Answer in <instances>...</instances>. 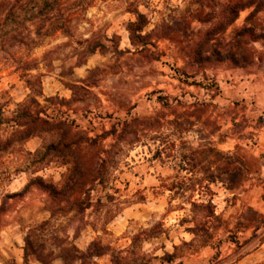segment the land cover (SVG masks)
<instances>
[{
  "label": "rangeland",
  "instance_id": "obj_1",
  "mask_svg": "<svg viewBox=\"0 0 264 264\" xmlns=\"http://www.w3.org/2000/svg\"><path fill=\"white\" fill-rule=\"evenodd\" d=\"M10 1L15 0H0V9ZM231 1L92 0L73 22L74 37L59 31L32 49L0 40L2 141L22 128L14 117L29 97H35L31 109L41 110L42 117L65 121L89 137L121 130L135 118L144 129L140 141L115 154L107 184L97 182L82 196L90 197L91 207L79 212L66 204L68 211L55 215L56 234L66 245L82 251L94 242L102 246V254L76 257L72 264H264V226L247 219L249 208L264 216V6L251 19L259 1L242 10L224 32L234 42L240 29L253 30L245 35L253 52L250 63L200 66L187 53L204 46ZM129 2L148 17L145 39L131 40L128 23L137 17L127 10ZM100 28L109 37L104 43H118L121 52H96L78 64L70 41L91 37ZM114 35L118 38L111 39ZM218 42H211L213 48ZM29 59L37 60L29 73L40 75L33 89L18 69ZM178 116L186 129L169 123ZM152 117V125L144 122ZM56 135L46 133L0 151V264L12 259L23 264L30 227L51 216L50 192L36 178L60 184L69 165L52 151L43 159L35 151L48 150ZM115 141L111 134L98 146L85 143V159L97 161L95 153ZM208 141L245 162L248 174L240 186L215 182L203 195L194 190L207 175L203 167L214 170L227 158L211 153L203 164L184 170L177 155L192 154ZM182 180H188L185 190L171 186ZM210 199L215 216L206 222L208 212L191 201ZM53 249L60 254V248ZM31 258L29 264H44ZM52 264L65 262L59 256Z\"/></svg>",
  "mask_w": 264,
  "mask_h": 264
},
{
  "label": "trees",
  "instance_id": "obj_2",
  "mask_svg": "<svg viewBox=\"0 0 264 264\" xmlns=\"http://www.w3.org/2000/svg\"><path fill=\"white\" fill-rule=\"evenodd\" d=\"M257 1L256 8L249 15L251 19L263 6L264 0H249L242 2L232 0L226 9L225 20L215 28L208 31L204 40V46L198 45L188 49L187 53L192 59L193 63L204 66L208 62L229 61L234 65H246L253 59V52L247 47L245 35L247 32L253 31L248 27H244L236 32L235 41H227L224 37L226 28L233 23L239 16L240 12L246 8L253 6ZM92 0H15L10 1L5 9H0V40L7 43L12 48L18 45H26L29 48H36L43 45L47 37L55 35L61 31L66 36L74 37L73 22L79 15L86 10ZM127 10L136 15V21L128 23L132 42L136 38L145 39L149 34H142L144 28L148 25L147 15L138 8L132 9L133 2H129ZM77 40L72 39V54L78 57V64L86 62L91 54L102 52H114L119 54L118 43L110 46L104 43V38H109L108 35L97 29L92 32L91 37L82 38L77 37ZM118 38L117 35L111 39ZM217 39L218 47L213 48L211 42ZM145 44V43H144ZM207 46L208 49L205 48ZM36 59L27 60L18 69L22 70V76L32 86L39 83L40 75H31L30 70L35 68ZM36 92H40L37 90ZM36 102L35 97H29L27 101L20 105V110L14 117L21 126L13 135L6 141L0 139V151L15 142H24L32 137L41 136L43 134H57L54 140L48 145L46 151L37 149L35 154L40 159L45 158L49 151L54 153V156L62 159L69 165L68 172L60 184L54 182H46L42 177L36 179L50 192L52 205L48 208L51 216L39 223L30 227L23 245L24 261L23 264H29L31 255L44 264H52L57 257H62L65 264H72L76 257L85 260L86 257L102 254V246L98 243H92L86 251L80 250L75 244L66 245L64 238H60L56 234L54 218L57 213L67 212L66 204L70 205V210L85 211L92 206L90 197H82L88 190L98 182L103 185L109 181V173L112 167V162L116 153L122 152L125 146H129L141 140L144 129L139 128L141 124L139 118L133 119L131 122H126L121 130L116 127L104 132L96 137H89L81 130H74L73 127L65 122H52L48 118L42 117L41 110H32L31 104ZM156 118H149L144 122L150 123ZM5 117L2 113V106L0 105V126L4 123ZM169 123L180 130L184 123L180 117L169 121ZM114 134L116 141L111 144L109 149L100 148L97 154V161L93 159H85L84 144L88 146H98L103 137ZM192 154L180 153L177 155L181 157L180 166L184 170H189V165L197 167L204 162V158L211 153L218 156H225L227 158L225 164L217 165L214 170L212 167L205 166L202 168L207 175L198 179L193 185L194 190H200L202 195L211 191V184L215 182H222L228 188L233 189L242 184L247 178V169L245 162L239 159L236 155L224 154L212 145L210 141L201 144L199 147L191 151ZM51 154V153H50ZM200 155H204L200 157ZM192 171V170H190ZM190 179V178H189ZM188 180L178 181L172 183L171 186L177 190L186 189ZM189 189L191 187H188ZM17 193H11L10 196ZM195 207H201L208 213L205 221L215 216V205L213 200L207 201H191ZM2 206H0V212ZM248 211L251 216H248V224L254 223L258 220L257 228L264 226V216L258 214L254 209L249 208ZM259 218V219H258ZM53 246L60 248V254L56 255ZM73 253V254H72ZM72 254V255H71ZM7 264H19L15 259L9 260Z\"/></svg>",
  "mask_w": 264,
  "mask_h": 264
},
{
  "label": "crops",
  "instance_id": "obj_3",
  "mask_svg": "<svg viewBox=\"0 0 264 264\" xmlns=\"http://www.w3.org/2000/svg\"><path fill=\"white\" fill-rule=\"evenodd\" d=\"M32 140L30 139V140H28V142H31ZM24 261V260H23ZM33 262V259L30 257V262ZM36 261H39L38 259H36Z\"/></svg>",
  "mask_w": 264,
  "mask_h": 264
}]
</instances>
